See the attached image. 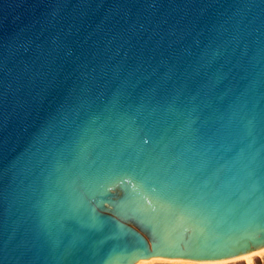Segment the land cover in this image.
Wrapping results in <instances>:
<instances>
[{
	"label": "water",
	"instance_id": "95a60500",
	"mask_svg": "<svg viewBox=\"0 0 264 264\" xmlns=\"http://www.w3.org/2000/svg\"><path fill=\"white\" fill-rule=\"evenodd\" d=\"M264 249V0H0V264Z\"/></svg>",
	"mask_w": 264,
	"mask_h": 264
},
{
	"label": "rangeland",
	"instance_id": "374dc122",
	"mask_svg": "<svg viewBox=\"0 0 264 264\" xmlns=\"http://www.w3.org/2000/svg\"><path fill=\"white\" fill-rule=\"evenodd\" d=\"M141 264H264V251L257 253L256 255L252 256L250 259L238 257V258L227 259L222 261L201 262V263L157 259Z\"/></svg>",
	"mask_w": 264,
	"mask_h": 264
},
{
	"label": "bare ground",
	"instance_id": "6f19581e",
	"mask_svg": "<svg viewBox=\"0 0 264 264\" xmlns=\"http://www.w3.org/2000/svg\"><path fill=\"white\" fill-rule=\"evenodd\" d=\"M264 251V249L263 250H260V251H258V252H255V253H251V254H248V255H244V256H241L240 258H251L252 256H254V255H256L257 253H260V252H263ZM238 258V257H237ZM163 260V259H162ZM249 261V260H248Z\"/></svg>",
	"mask_w": 264,
	"mask_h": 264
}]
</instances>
